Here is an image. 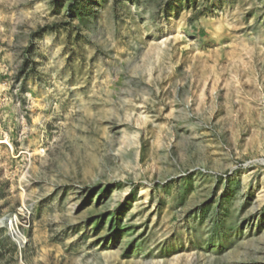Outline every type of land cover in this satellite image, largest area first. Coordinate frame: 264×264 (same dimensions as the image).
I'll return each mask as SVG.
<instances>
[{
  "label": "rangeland",
  "instance_id": "1",
  "mask_svg": "<svg viewBox=\"0 0 264 264\" xmlns=\"http://www.w3.org/2000/svg\"><path fill=\"white\" fill-rule=\"evenodd\" d=\"M71 3L0 0V264H264V0Z\"/></svg>",
  "mask_w": 264,
  "mask_h": 264
},
{
  "label": "trees",
  "instance_id": "2",
  "mask_svg": "<svg viewBox=\"0 0 264 264\" xmlns=\"http://www.w3.org/2000/svg\"><path fill=\"white\" fill-rule=\"evenodd\" d=\"M71 1H72V3H71V4H74L76 0H71ZM70 7H71V6H70Z\"/></svg>",
  "mask_w": 264,
  "mask_h": 264
}]
</instances>
